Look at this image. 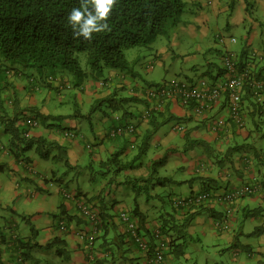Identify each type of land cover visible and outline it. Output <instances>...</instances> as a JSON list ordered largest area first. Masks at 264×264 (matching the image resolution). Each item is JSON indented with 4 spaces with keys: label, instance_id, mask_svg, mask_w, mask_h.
Returning a JSON list of instances; mask_svg holds the SVG:
<instances>
[{
    "label": "crops",
    "instance_id": "0c3cea01",
    "mask_svg": "<svg viewBox=\"0 0 264 264\" xmlns=\"http://www.w3.org/2000/svg\"><path fill=\"white\" fill-rule=\"evenodd\" d=\"M208 1L209 0H185V10H188V6H191L192 4L194 5L195 10L192 9L191 11L195 14V16L191 18H194L195 20L203 19L205 14L204 8L207 7ZM229 1L231 5L230 3L229 5L227 3L226 6H228L231 10H235V3L237 2V10L240 13L238 15L236 14L238 18L235 19L234 23L227 24V39L225 44L222 45V64L218 66V71L216 73H208L210 76H219L222 74L221 68L223 67V55L225 49L232 50L237 55L244 53V57H250L254 50L263 51L264 0H233L232 2L231 0H228V2ZM224 8L225 7H222L221 9ZM246 17L252 20V25L246 28L247 34L242 36L245 40L244 44L239 43V40L235 35H233L234 30L232 27L233 25L239 24L241 21L246 19ZM219 33L221 34L223 32ZM230 37H235L237 41L235 43L232 42L229 39ZM214 40L217 42V34ZM208 49L213 48L210 46ZM214 63L219 65L217 62H210L212 65ZM253 68L257 74L259 73L258 75L264 74V58L253 59ZM29 72V69H19V71L15 74V78L13 77L14 75H9L10 77H7L10 89L4 91L2 93V97H4L7 101L6 103L11 106V108L7 110L8 115L11 117L15 114L17 115L18 119L16 126L19 129L20 138L24 135L23 133L29 131L28 138H33L35 140L45 139L47 141L55 140L60 143L66 150L65 159L67 158L70 163L67 171L73 170L74 167L79 165L80 161L99 165L102 161H105L111 153H114L124 145H130L131 143L139 144L140 140L144 137L145 132L151 129V125L148 120H144L142 118L143 110L140 112V109H138V107L141 106L140 104H144L145 107L149 105L144 96L146 89L143 88V85L140 83L136 82L133 84L132 81L129 80L131 77L133 80L137 79L134 74L131 76L128 72L118 69L109 71L107 77H104L103 74L97 76L92 73L91 77H89V74L87 73L86 77L81 80L79 84H73L74 82L71 80L72 78H70V76L63 70L51 71V74L55 75V79L51 82H49L50 80L46 78L48 76V71H44L43 74H38L35 70L31 73ZM1 73L2 72L0 71V75ZM24 76L28 78V82H26L27 85L20 82ZM31 76L35 77L34 81H32ZM190 79L192 78L189 77L188 80ZM126 88L131 91L132 95L141 97L143 100L141 102H136L138 105L137 109L134 102H124V108H122V106L118 107L119 103L117 101L119 100L117 98L116 91L120 92ZM71 89H74V94L71 96L74 97V101H77V105L84 101L81 93L87 91L91 94L92 98L99 99L101 95L103 98H106L107 96L112 102L111 106L113 109L121 108L123 109V112L124 110H126V112L122 115L114 117L112 114L109 119L105 117L102 120L103 126H98V124L96 125L92 120L91 115L87 114V112L84 114H81V112L67 114L62 110V107L68 101L66 100L67 97H65V93ZM39 92H41V96L39 95ZM97 93L98 95H96ZM247 94L248 93L245 92L243 98L244 102L246 99L254 102L255 99L252 100L250 98L251 96ZM67 96L70 98V95ZM262 98L264 99V93L262 94ZM53 99H58L59 101L57 102V108L50 106ZM167 107L171 114L177 115L176 117H185L180 120L177 119V124H184V129L186 131L188 130L187 132H190L189 136H191L192 133L196 138H203L206 140L211 139L214 142L212 147L207 146L209 150L207 149L206 151L207 153L209 152V158H203L197 163H192L191 167H189L188 170H185L196 175L190 177L189 182L191 183V186H194L196 182L199 184L197 188L193 187L191 192L199 191L204 187H211L214 191H221L228 185L235 187L249 181H256L264 187V164H261V162H264V151L261 148H255L251 145L250 148H252V150L249 148V154L239 153L235 156V152L231 151V153L225 156L226 151L230 149V147H226L224 145L225 141H228L231 138L236 139L241 135L247 137V126L242 129L235 128L232 130L230 135L225 137L218 136L220 134H216L208 128L209 122L212 119H218L228 115V108L225 104L219 106L209 115L210 117L206 119L198 117L193 111L183 106L176 100L169 101ZM162 108L157 110L165 111V108ZM36 113L48 115L51 117L49 119L53 120L57 118L62 120L63 118L69 117L71 119H69L68 126H64L61 123L49 122L51 120L42 121L36 117ZM79 117L81 119L85 118L90 123V135L84 133ZM35 119L38 120L39 125L31 127L30 124ZM105 119L107 121H105ZM129 122L137 123V131L134 134L118 135L116 137H111L108 134L112 128L119 126L121 123L123 125ZM67 129H74L77 131L78 136L74 138L66 136L65 131ZM10 138L11 135L4 132L3 125L0 123V163L5 164L9 171L7 175H3L2 171H0V219L2 220L0 223L1 264H41L40 261L42 257L37 256L38 253L34 252V248L39 247V244L37 246L35 245V247L32 246V241L35 242V228L32 230L30 226L28 231V226H24L25 222L18 220V213L20 210H23V214L33 212V200L37 198L40 193L47 195V197H49L48 199L51 200L48 202L52 204L51 209L53 210L52 213L54 216H62H60L61 219L58 221L60 233L55 234L54 229L50 226L47 229V236L43 238L42 241L43 243L48 242V244H50L53 237H55L54 240L58 239L57 242L60 243V252L58 254L64 255V253L68 252L67 258L73 264H135L136 262L141 264H150V261L147 260L145 253L139 251L135 243L130 239V235L124 228L123 224L117 219V214L123 206L129 207L130 209H134L135 206H138L140 211L143 213L142 215L145 217L144 226L148 229V231H150V233L158 230V214L146 212L141 201L137 198L133 199V206L130 205L127 200H120L117 196H113L110 203L106 202V197L111 196L112 189L107 187L105 182H103L102 189L95 194H89L79 188H72L69 185L72 173L67 172L68 175H66L65 178V174H62L61 170L59 171L56 169L57 166L58 168L64 166L63 161L55 163L51 158H41L35 149L36 146L26 151L24 155L17 157L14 152L15 149L11 146ZM36 144L37 143H35V145ZM235 147L239 146L235 145ZM263 147L264 146H262V148ZM174 149L176 148H169V150ZM211 151L221 156L216 160L223 158V161H213L210 153ZM126 152H128V150H126ZM54 153L55 151H52L51 155ZM132 156L133 154H130L129 159H131ZM4 170H7V168ZM63 172H65V170ZM158 176L166 177V183L169 182L168 176L159 174ZM57 182L60 183L59 187L56 186V188H53ZM63 187L87 194L89 197L93 198L95 202H97V206L101 210L103 223L101 222L100 231L95 239V244L91 249L88 247L87 242H85V238L82 236V232L90 230L91 226H89L82 218L79 211L80 209L76 205L75 200L66 199L62 196L61 189ZM120 187L123 188V190L125 189L122 184ZM53 192L58 193V200L53 199ZM152 194H157V192H152ZM46 199L47 198L44 199L43 196L40 198V202H46ZM254 203L259 204L261 210L257 207H253ZM235 206V213L231 221L232 226H230L229 231L236 236L235 231L237 228H240V230L244 233V219L253 215V219L256 220L255 233H257V235L264 233V201L261 197H243L236 203ZM222 208L223 206L217 203L211 204L205 208L208 210V213L212 212V214L210 215L211 220H209V222H203L205 224V226H203L204 228L211 229L214 226L215 219L220 215ZM39 209L44 210V207L41 206ZM173 213L176 216L183 215L182 210H176L174 208ZM194 219H196V217ZM63 223L65 224L66 230H62L61 228ZM56 235L60 236L57 237ZM154 241L156 242L155 250L160 249L164 253L165 259V253L168 250L167 244L166 246L165 243L162 245L158 239ZM259 241H261V239ZM243 244L246 256L243 259L238 258L233 264H245L246 258L250 260L254 256V246L249 243ZM70 246L73 247L71 250H64ZM22 253H24V255L20 260L19 257ZM256 257L264 258V254L259 253ZM181 260L182 259L180 258L176 260L175 257L172 258L169 256L168 260L165 259L163 264L188 263L182 262Z\"/></svg>",
    "mask_w": 264,
    "mask_h": 264
},
{
    "label": "rangeland",
    "instance_id": "374dc122",
    "mask_svg": "<svg viewBox=\"0 0 264 264\" xmlns=\"http://www.w3.org/2000/svg\"><path fill=\"white\" fill-rule=\"evenodd\" d=\"M210 1L211 3H208L207 7L204 8L205 14L203 19L195 20L194 18H191L195 16L191 11L192 9L195 10V8L194 5L191 4V6H188V10H185L183 13L181 21L176 26L170 27L166 35H159L155 41L151 42L148 46H136L125 49L126 57L132 63V67L129 69L130 71L126 72L131 76H133L134 73V76L137 78L136 80H133L132 77L129 78L133 84L138 82L146 89L163 80H188L189 77H209L208 73H216L218 71V66L222 64L221 54L223 48L222 44L216 42L214 39L219 32H223L226 36V33L228 32L226 31L227 24L234 23L240 12L237 10V2L235 3V10H231L226 6L227 3L228 5L230 3L228 0ZM232 1L233 0H231V2ZM222 7L225 8L221 9ZM250 25H252V20L247 17L239 24L233 25V35L236 36L239 43L245 44V40L242 36L247 34L246 28ZM210 46H212L213 49H208ZM262 47V50H264V46ZM210 62H217L219 65L216 63L212 65ZM81 64L83 69L89 74V77H91L93 70L86 63L85 56L82 57ZM34 70L35 69L30 68L29 73ZM58 70L65 71L70 78H72L71 80H74V75L68 70ZM113 70L117 69L106 67L103 76L107 77L108 72ZM13 77L15 78L16 76L14 75ZM20 82L26 84L28 78L24 76ZM65 94V97H67L66 100L68 101L62 107L64 112L67 114H74L75 110H78L77 112H81V114L87 112V114L91 115L92 120L96 125L98 124V126H103L102 120L105 117L109 119L112 114L113 117L123 114V109L112 108V102L107 96L106 98H103L101 95L99 99H96L92 98L89 92H82L81 94L83 95L84 101L77 105V101H74V97L71 96L74 94V89L68 90ZM116 94L119 101H122L124 97L132 95L128 88L123 89L120 92L116 91ZM39 95H42L41 92H39ZM67 95H70V98H68L69 96ZM96 95H98V93ZM257 101L258 100H254V102H251L246 99L244 102L247 126L246 133L248 136L244 137L241 135L236 139L231 138L228 141L226 140L225 143L223 142L226 147L234 148L235 145L239 146L232 150V152H235V156L239 153L249 154L250 150H252V148H250L251 145L255 148H261L264 151V147L262 148V146H264V99L262 98L258 102ZM57 102H59L58 99H53L50 106L57 108ZM130 102H134L137 109V103L134 100ZM140 105L141 106H139L138 109H140L141 112L144 110L143 108H145V105ZM5 107L7 110L11 108L6 102ZM169 117L170 115L165 118V121L163 120L161 125H159L152 133V136L149 139L148 150L131 162L128 168L122 169V171H120V168H123L122 165L118 166L111 164L108 167H103L100 164H89L84 161H80L79 165L74 167L71 171H67L69 167L66 165L61 168H58L57 166L56 169L59 171L61 170V173L65 174V178L68 173H72L69 185L72 188H79L89 194L98 193L99 190L102 189L103 182H105L107 187L112 189L111 196L106 197V202L108 203L111 202L113 196H117L120 200H127L129 204L133 206L134 202L132 201L134 198H137L141 201L146 212L155 213L158 214V216L171 213L173 212V208L170 199L189 195L192 188H197L199 185L198 182H196L194 186H191V183L189 182L190 177L196 175L185 170H188L192 163H197L203 158H209V154L206 151L207 146L212 147L214 142L211 139H205L207 144L202 143L190 146L188 139L194 138L195 135L191 133V136H188V130L186 132L177 131L174 125L177 124L178 118ZM69 119L71 118L48 120H51L49 122L61 123L64 126H68ZM79 119L84 133L90 135V123L85 118L81 119L79 117ZM105 121L107 120L105 119ZM133 123L137 124L135 122ZM135 144L137 147L138 144ZM136 147L128 149V155H123L121 158L122 161H129L130 154H133V156L136 155L138 153V148ZM172 147H175L176 149L169 150V148ZM210 153L213 161H218L215 157L216 153ZM154 161H163L162 163L157 164L156 170L159 175L168 176L169 182L165 185H155V181H149L147 184L150 186V191H156L159 195H155L152 199L147 201L148 190H143L142 193H140L136 189L144 186V183H142L141 180L143 177L146 178L148 173L153 170V167H155ZM261 164L263 165L264 162H261ZM6 168L7 170L2 171L3 175L9 173L8 167ZM64 170L65 172H63ZM151 173H153V171ZM126 176H132L130 177L132 179L135 177L139 178V182L134 180L133 182L121 183ZM59 184L60 183L57 182L53 188H56V186L59 187ZM121 184L125 188L124 190L120 187ZM43 196L44 199L47 198L46 202H40V198ZM52 197L55 200L59 199L57 192H53ZM48 198L47 195L40 193V195L33 200V212L23 214V210H20L18 213V220L25 222L24 226H28V231L30 226L32 230L35 228V242L32 241V246L35 247V245L37 246L39 244L38 246L40 248H34V252L38 253L37 256L42 257L40 261L41 264H73L67 258L68 252L64 253V255L58 254L60 243H53L55 237L51 239L49 245L48 242L43 243L42 241L43 238L47 236V229L50 226L54 229L55 234L60 233L58 221L62 216H54L52 213L53 210L51 209L52 204L48 202L51 200ZM41 206L44 207V210L39 209ZM253 207H257L261 210L257 203H254ZM198 213L200 215L198 214L196 219L192 220L190 224L191 227L188 228L189 232L186 231V241L183 249L185 253L180 257L182 262H188L187 264H233L238 258L243 259L246 256L243 243H249L255 248L254 256L250 260L246 258L245 264H264V258L256 257L259 253L264 254V245H262L264 244V233L258 235L255 233L256 220L253 219V215L244 219V233L240 228H237L235 236L231 231L221 232L215 226L211 229L204 228L203 226H205V224L203 222H209V220H211L210 215L212 212L208 213V210L202 209ZM1 222L2 220L0 219V223ZM229 225L232 226L231 222ZM56 236L59 237L60 235ZM260 239L261 241H259ZM72 248L73 247L70 246L64 250H71Z\"/></svg>",
    "mask_w": 264,
    "mask_h": 264
},
{
    "label": "trees",
    "instance_id": "16d2710c",
    "mask_svg": "<svg viewBox=\"0 0 264 264\" xmlns=\"http://www.w3.org/2000/svg\"><path fill=\"white\" fill-rule=\"evenodd\" d=\"M78 6L79 0H0V71L2 72L0 75V123L3 125L4 132L11 135L10 143L15 149L14 152L17 157L24 155L26 151L36 146L35 149L41 158H51L55 162L63 161L64 165L70 166L67 158L65 159V148L55 140H35L33 138H28L26 135H22L20 138L19 129L16 126L18 117L16 114L13 117L8 115V111L5 107V102L7 101L2 97V93L10 89V85L7 81L8 69H13L15 73H17L19 69L31 68L35 69L38 74H43L44 71L66 69L74 75L73 84H79L87 75V71L83 69L81 64L82 57L85 56L86 63L93 70L92 74L97 76L102 75L106 67L129 72L132 63L127 59L125 49L136 46H148L151 42L155 41L159 35H166L170 27L176 26L181 21L182 15L186 9V2L185 0H118L109 18L111 31L94 34L93 38L87 41L82 37L74 36L71 26L67 23V14L73 7ZM217 35L218 37L221 36L220 33ZM238 56L242 59L245 54L242 53ZM221 69V73H224L223 67ZM209 77L214 79L216 76L209 75ZM246 92L248 93V90ZM247 95H250V93ZM223 96L221 105H226L229 95L225 91ZM250 96V98L254 100L252 95ZM133 100L135 102L143 101L141 97L130 95L129 97L123 98L122 101H117L119 103L118 107L122 106V108H124V102ZM167 106L168 102L164 106L165 111H152L151 116L147 119L151 125V129L145 132L144 137L140 140L137 147L134 143L124 145L114 153H111L100 165L103 167H108L111 164L118 166L122 165L123 168H120V171L128 168L131 162L148 150L149 139L152 133L161 125L165 118L169 115L179 120L185 118L176 117L177 115L171 114ZM192 107L193 105H189L187 108L192 111ZM75 112H77V110H75ZM125 112L126 110H124L123 113ZM36 117L42 121L51 118L42 113H36ZM179 125H182L184 128V124L182 123H178L175 126L177 127ZM177 131L186 130L177 128ZM189 135L190 132L188 136ZM188 140L190 146L202 143L207 144L203 138L194 137ZM35 143L37 144L35 145ZM128 147L129 149L134 147L138 148V153L134 155V157L132 156L129 161L125 162L122 161L121 158L123 155H128V152H126ZM235 148L237 147L230 148L226 151L225 156L231 153ZM52 151H55L53 155H51ZM215 157L220 158L221 156L216 154ZM218 161H223V158ZM154 162L155 166H157L158 163H162L163 161ZM5 168L6 165L0 163V171H3ZM152 171L153 173H151ZM152 171L148 173V178L146 176L147 179L143 177L141 180L144 186L136 189L140 193H142L143 190H148L146 200H150L153 196L159 195L152 194L150 186L147 184L149 181H155V185H165V180H167L166 177L158 176L155 167H153ZM130 177L132 176H126L121 183L133 182L134 180L139 182V178L135 177L132 179ZM213 191L211 187H204L199 191L191 192L189 195L170 199L174 209L183 211L182 216H176L173 212L166 213V215H157L159 235L162 234V236H165L167 239L168 250L165 253L166 260H168L169 256L172 258L175 257L176 260H178L184 255L185 251L183 249L185 247L186 231L188 232L192 220L199 214V211L213 204V202H208V205L205 206H176L175 202L177 199L183 198L184 200H188L189 198L196 197L201 192L213 193ZM76 192L78 195L86 197L89 202L93 204V207L99 209V216L103 223L102 213L97 206V202L85 193ZM133 213L139 218L141 229L139 228L138 231H140V233H143V230L146 231L145 236L147 235V237H149V239L147 238L149 251L146 255H149V253L153 255V251L156 248L154 233H150V231L145 228V217L142 215L143 213L138 206H135ZM220 219L221 217L218 216L214 225H216ZM128 234L130 233L128 232ZM131 237L130 234V239ZM57 241L58 239H55L53 243H57ZM59 252L60 249H58V253ZM23 255L24 253L20 254V260L23 258ZM135 264L141 263L136 262Z\"/></svg>",
    "mask_w": 264,
    "mask_h": 264
},
{
    "label": "built area",
    "instance_id": "2783aa9c",
    "mask_svg": "<svg viewBox=\"0 0 264 264\" xmlns=\"http://www.w3.org/2000/svg\"><path fill=\"white\" fill-rule=\"evenodd\" d=\"M220 43L225 42V37H219ZM235 42V38H231ZM263 59L264 50H254L251 56L240 58L232 50L226 49L223 55L224 73L216 76L214 79L210 77H200L191 80H163L158 84L149 87L145 92V97L150 103L142 111V118L148 119L153 110L162 108L167 102L176 100L183 106L188 107L193 105L192 111L200 118H209L210 114L219 106H221L224 92L229 95L226 107L228 115L218 119H212L209 122L208 128L221 136H228L235 128L242 129L246 126V118L244 112L243 96L248 90L256 100L262 99L264 93V74L257 75L253 68V59ZM194 102V103H193ZM192 103V104H191ZM32 125H37L36 121ZM177 129H184L182 125L175 126ZM136 130L135 124L127 123L119 125L110 130L111 136L131 134ZM65 134L70 137H75L74 131H66ZM64 197L75 200L81 214L90 223V231L83 232L82 236L88 242L89 247L95 244L96 234L98 233V225L100 222L99 212L93 207L89 200L76 192L66 188L61 189ZM244 196H259L264 200V187L258 182H247L240 186H226L220 192H201L194 198L184 200L177 199L176 206L195 207L205 206L212 202L225 204L224 214L216 223V227L221 230L229 228L231 216L236 205V202ZM210 205V204H209ZM120 220L124 223L126 230L131 233V236L136 241L142 251L149 250L147 238L138 231L136 220L131 215L130 211L123 209L119 215ZM65 229V224L61 225ZM157 230V236L159 235ZM163 252L160 249L156 250L154 261L158 264L163 262Z\"/></svg>",
    "mask_w": 264,
    "mask_h": 264
},
{
    "label": "clouds",
    "instance_id": "9594fccd",
    "mask_svg": "<svg viewBox=\"0 0 264 264\" xmlns=\"http://www.w3.org/2000/svg\"><path fill=\"white\" fill-rule=\"evenodd\" d=\"M117 2H118V0H79V6L78 7H73L72 9H71V11L67 14V23L71 26V28H72V30H73V35L74 36H76V37H82L84 40H91L92 38H93V35L94 34H97V33H102V32H105V31H111V28H110V23H109V18H110V15L112 14V12L114 11V6L117 4ZM208 3H211V1L209 0L208 1ZM221 36H224L225 37V42H226V39H227V36H225V34L224 33H221ZM231 38L232 37H230L229 39L231 40ZM233 38H235V37H233ZM217 42H219L220 43V41H219V37H218V35H217ZM236 39V38H235ZM225 42L223 43V44H225ZM222 44V43H221ZM222 44V45H223ZM244 58V57H243ZM2 60V59H1ZM3 61V60H2ZM8 69V68H7ZM16 71H17V69H16ZM8 77H9V75H15L16 73H15V70H13V69H8ZM52 72L51 71H48V76L46 77L48 80H50L49 82H51V81H53L54 79H55V75H53V74H51ZM258 75V74H257ZM259 76V75H258ZM32 77V76H31ZM203 77H205V76H203ZM198 78H200V77H198ZM193 79V78H192ZM194 79H196V78H194ZM35 80V77H32V81H34ZM191 80V79H190ZM31 81V82H32ZM149 87H151V86H149ZM148 87V88H149ZM148 88H146V90L148 89ZM146 90H145V92H146ZM144 96H145V93H144ZM243 98H244V96H243ZM145 99H146V97H145ZM253 99H255V98H253ZM147 100V99H146ZM256 100V99H255ZM148 101V100H147ZM149 103V102H148ZM150 104V103H149ZM147 106H149V105H147ZM165 106V105H164ZM164 108V107H163ZM162 108V109H163ZM155 111H157V110H155ZM144 120H147V119H144ZM33 121H36L37 122V125H35V126H33L32 125V122ZM32 122H31V124H30V126L31 127H36V126H38L39 125V122H38V120L37 119H35V120H33ZM129 123H133V122H129ZM127 124V123H126ZM134 124V123H133ZM119 125H122V123L121 124H119ZM123 125H125V124H123ZM135 127H136V130L133 132V133H131V134H124V135H132V134H134L136 131H137V125L135 124ZM66 131H74L75 133H76V136H78V133H77V131H75L74 129L72 130V129H67ZM65 131V132H66ZM24 135H26V136H28L29 135V131H27V132H25L24 133ZM109 135H110V133H109ZM75 136V137H76ZM111 136V135H110ZM111 137H113V136H111ZM114 137H116V136H114ZM74 138V137H73ZM135 144V143H134ZM89 146H90V144H89ZM225 176H227L226 174H224ZM230 186V185H229ZM231 187H233V186H231ZM236 187V186H235ZM63 188H66V187H63ZM62 188V189H63ZM67 189V188H66ZM69 190V189H68ZM70 191H73V192H76L75 190H71L70 189ZM222 191V190H221ZM214 192H220V191H214ZM77 193V192H76ZM61 194H62V192H61ZM62 196H63V194H62ZM64 197V196H63ZM244 197H246V196H244ZM66 198V197H65ZM243 197H241L240 199H242ZM66 199H68V198H66ZM239 199V200H240ZM238 200V201H239ZM263 200V199H262ZM237 201V202H238ZM264 201V200H263ZM236 202V203H237ZM214 203H217V202H213V204ZM217 204H219V205H222L223 206V208H222V211H221V213H220V216L222 217L223 216V214H224V206H225V204H222V203H217ZM77 205V204H76ZM236 207V206H235ZM235 207H234V210H233V213H232V216H231V221H232V217H233V215H234V213H235ZM97 208V207H96ZM123 209H127L128 211H130V213H131V215L133 216V218L136 220V222H137V225H138V229L140 228L141 229V227H140V225H139V218H137V215L135 216V214L133 213V210L132 209H130L129 207H126V206H123L121 209H120V211H118V214H117V219L120 221V223H122L123 224V226H124V228H125V225H124V223L120 220V218H119V215H120V212L123 210ZM98 210V212H99V209H97ZM80 211V210H79ZM100 213V212H99ZM81 216H82V218L87 222V224L90 226V223L87 221V219H85L84 218V216L81 214ZM99 218H100V216H99ZM103 221V220H102ZM215 227H216V225H214ZM98 227H99V229H98V233H99V231H100V228H101V218H100V222H99V225H98ZM217 228V227H216ZM126 229V228H125ZM62 230H66V227H65V229H62ZM218 230H220L221 232H225V231H229L230 230V225H229V228L228 229H226V230H221V229H218ZM86 231V230H85ZM85 231H83V232H85ZM88 231H90V230H88ZM127 232H129L128 230H126ZM156 231L157 230H155L153 233H154V237H155V239H158V240H160V243H162V245H164V243H165V246H166V244H167V241H166V238H165V236H162V234L161 235H158L157 236V233H156ZM159 231V230H158ZM83 232H82V234H83ZM87 232V231H86ZM98 233L96 234V238H97V236H98ZM130 233V232H129ZM159 234H160V232H158ZM131 234V233H130ZM129 234V235H130ZM142 235H144L145 236V234H146V231H144L143 230V233H141ZM146 238H148L149 239V237H147V235L145 236ZM84 238V237H83ZM95 238V239H96ZM133 237H131V240L134 242L135 240H133L132 239ZM147 239V240H148ZM85 242H87L86 240H85ZM136 242V241H135ZM134 242V243H135ZM87 244H88V242H87ZM135 245H136V247L138 248V250L139 251H141V252H144L145 253V255H146V253H148V251H142L140 248H139V246H137V244L135 243ZM89 247V246H88ZM90 249H91V247H89ZM93 248V247H92ZM157 250V249H156ZM156 250L155 251H153V255H151V253H149V255H146V258H147V260H149L150 261V263H153V264H158V263H156L155 261H154V258H155V253H156ZM163 257H164V253H163ZM93 258V257H92ZM164 260L165 259H163V262H164ZM163 262L162 263H160V264H163Z\"/></svg>",
    "mask_w": 264,
    "mask_h": 264
}]
</instances>
